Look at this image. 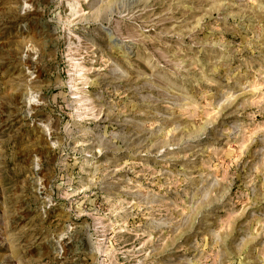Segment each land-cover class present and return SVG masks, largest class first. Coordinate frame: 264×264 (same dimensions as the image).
Listing matches in <instances>:
<instances>
[{"label":"rangeland","instance_id":"obj_1","mask_svg":"<svg viewBox=\"0 0 264 264\" xmlns=\"http://www.w3.org/2000/svg\"><path fill=\"white\" fill-rule=\"evenodd\" d=\"M0 264H264V0H0Z\"/></svg>","mask_w":264,"mask_h":264}]
</instances>
